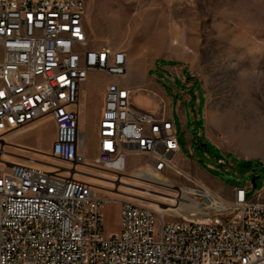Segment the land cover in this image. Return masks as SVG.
Listing matches in <instances>:
<instances>
[{
	"label": "built area",
	"instance_id": "obj_1",
	"mask_svg": "<svg viewBox=\"0 0 264 264\" xmlns=\"http://www.w3.org/2000/svg\"><path fill=\"white\" fill-rule=\"evenodd\" d=\"M126 66L124 50L89 45L84 0H0V140L48 117L55 136L47 155L69 164L65 172L53 164L0 168V264H264V201L247 196L251 183L224 200L194 182L196 194L217 204L205 220L165 221L123 201L118 231L104 233V200L73 171L87 165L79 117L90 72L112 76L93 164L118 172L127 156L145 155L152 171L179 172L171 109L138 105L118 80Z\"/></svg>",
	"mask_w": 264,
	"mask_h": 264
},
{
	"label": "rangeland",
	"instance_id": "obj_2",
	"mask_svg": "<svg viewBox=\"0 0 264 264\" xmlns=\"http://www.w3.org/2000/svg\"><path fill=\"white\" fill-rule=\"evenodd\" d=\"M84 3L89 45L124 50L127 66L118 80L134 90L138 105L159 114L162 108L168 111L171 101L181 147V155L172 160L179 172H154L145 155L127 156L118 172L93 164L95 117L112 76L89 73L82 85L83 112L79 117V132L84 138L81 152L87 165L76 166L74 176L92 184L104 200V233L118 231L123 201L146 206L165 221L205 220L212 210L193 191L194 182L228 200L232 187H245L257 177L247 196L259 193L264 201V128L259 145H244L239 137L228 134L233 127L223 122L225 114L236 112L240 118L254 116L264 124V0ZM141 34L152 38V55L139 39ZM173 65L184 68L183 78L192 81L191 86L168 70ZM147 72L158 79L167 96L152 89ZM34 124L31 130H18L0 140V168L21 163L48 170L53 164L65 172L68 163L47 155L55 124L48 117ZM249 129L248 122L241 126V131Z\"/></svg>",
	"mask_w": 264,
	"mask_h": 264
},
{
	"label": "bare ground",
	"instance_id": "obj_3",
	"mask_svg": "<svg viewBox=\"0 0 264 264\" xmlns=\"http://www.w3.org/2000/svg\"><path fill=\"white\" fill-rule=\"evenodd\" d=\"M132 21H137V19H132ZM139 39L142 40V43L144 46L148 47V53L152 55L154 53V50L150 47V42L152 41V38L141 34L139 36ZM254 109V108H253ZM256 109V108H255ZM256 113V112H255ZM223 122L228 123L229 126L233 127V130H229L228 134L231 136L239 137L242 141V144L244 145H259V139L262 134V128H264V124H262L261 121L255 120L254 116H248L245 118H240V116L236 112L228 113L223 116ZM249 123L251 125V129L248 131H241V126L244 125V123ZM35 127V124H33L31 127L27 129H23L18 131L17 133H21L23 131L31 130ZM235 128V129H234ZM62 168V167H61ZM66 167L65 169H67ZM73 171L78 172L76 169H73ZM203 198L206 200V204L210 207H217V204L214 202V200L210 197V194L207 192H202ZM176 210V209H172Z\"/></svg>",
	"mask_w": 264,
	"mask_h": 264
},
{
	"label": "crops",
	"instance_id": "obj_4",
	"mask_svg": "<svg viewBox=\"0 0 264 264\" xmlns=\"http://www.w3.org/2000/svg\"><path fill=\"white\" fill-rule=\"evenodd\" d=\"M155 67V65L153 66V67H151V68H149V70H148V72L152 69V68H154ZM168 70L170 71V72H172V73H174L175 75H177V76H182L183 77V70H184V68H177L176 67V65H173V66H169L168 67ZM147 72V74H148V76H150L151 77V80H150V85H151V87H152V89L153 90H155L156 92H158V93H160L161 95H162V97L164 96V95H166L167 96V92L163 89V87H162V85L158 82V79L155 77V76H153V75H149V73ZM169 109H171V101L169 100ZM168 109V110H169ZM97 117H98V114L96 115V117H95V121L97 120ZM203 118H204V110H203ZM198 135L199 136H201L202 135V132H199L198 133ZM179 155H181V154H178V156ZM182 156H184V155H182ZM186 159H189L188 157H186V156H184ZM208 174V173H207ZM209 175V174H208ZM210 176V175H209ZM211 177V176H210ZM212 178H214V177H212ZM216 180H217V178H215Z\"/></svg>",
	"mask_w": 264,
	"mask_h": 264
},
{
	"label": "water",
	"instance_id": "obj_5",
	"mask_svg": "<svg viewBox=\"0 0 264 264\" xmlns=\"http://www.w3.org/2000/svg\"><path fill=\"white\" fill-rule=\"evenodd\" d=\"M247 167H249V164L246 165ZM255 178L257 177H252L250 180L251 186L255 187Z\"/></svg>",
	"mask_w": 264,
	"mask_h": 264
}]
</instances>
